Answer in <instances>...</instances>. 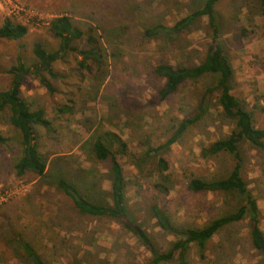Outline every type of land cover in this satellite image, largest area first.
<instances>
[{
	"label": "rangeland",
	"instance_id": "obj_1",
	"mask_svg": "<svg viewBox=\"0 0 264 264\" xmlns=\"http://www.w3.org/2000/svg\"><path fill=\"white\" fill-rule=\"evenodd\" d=\"M28 11L16 16L0 4V25L6 17L24 23L27 34L19 40L0 39V90L9 86L7 69L21 56L36 61L33 43L51 50L58 40L47 27L52 17L67 15L83 37L74 43L86 47L94 37L102 52L99 69L78 66L73 51L53 63V91L38 79L24 78L20 95L32 109H43L48 127L33 128L46 173L17 177L0 147V264H30L18 239L26 240L48 264H141L151 252L118 221L79 213L56 185L58 177H74L79 191L94 202L110 203L108 161L96 159L91 142L100 134L112 150L125 143L119 156L125 173V202L129 215L139 222L158 250H166L173 237L157 224L151 204L159 201L176 225L198 226L219 212L234 209L235 193H197L188 190L191 178L213 180L227 175L233 157L227 153L203 156L201 147L227 136L233 119L217 105V92L206 101L203 115L178 141L159 148L179 121L198 107L215 76L189 81L162 102L153 95L163 84L154 68L158 63L197 64L205 55L212 31L201 17L179 33L148 37L144 29L156 24L173 25L199 8L204 0H11ZM218 38L229 59L232 93L243 100L257 127L264 128V20L257 0H219L215 9ZM94 69V68H93ZM70 112H61L64 105ZM0 133L13 135L7 110L0 114ZM243 175L259 208L264 231V151L248 142L239 145ZM163 158L167 169L159 167ZM164 181L166 194L154 185ZM190 264H262L253 249L247 221H239L212 238L201 257L189 249ZM165 264H176L170 261Z\"/></svg>",
	"mask_w": 264,
	"mask_h": 264
},
{
	"label": "trees",
	"instance_id": "obj_2",
	"mask_svg": "<svg viewBox=\"0 0 264 264\" xmlns=\"http://www.w3.org/2000/svg\"><path fill=\"white\" fill-rule=\"evenodd\" d=\"M218 1L204 0L199 8H195L173 25L156 23L144 29V34L153 37L179 33L187 29L195 20L207 17V25L212 31L211 41L204 57L197 64L176 66L161 62L154 68L156 75L163 79V84L153 95V99L157 102L164 101L189 81L197 80L205 75L215 76V84L206 88L198 107L179 121L174 133L159 148L168 147L178 141L182 134L203 115L206 101L211 94L217 92V105L225 115L234 120L235 127L227 136L202 146L201 154L203 156L230 154L233 157V165L229 173L223 177L213 180L191 178L186 186L188 190L197 193H235L240 197L237 206L232 210L217 213L201 225L186 226L176 225L162 204L154 200L151 211L158 226L174 238L166 250H158L144 227L129 215L126 207L125 173L119 161V156L125 153L124 142H119L116 150H112L100 134L91 142V151L96 159L108 161L109 164L110 203L91 201L79 191L74 177L70 181L62 176L56 179L57 187L69 197L79 213L116 220L130 231L151 252L149 261L141 264H165L170 261H175L176 264H190L188 254L191 246L195 245L202 257L213 237L226 227L243 220L247 221L252 247L259 253L264 264V231L260 227L259 208L256 198L247 188L243 175L242 156L239 151V145L243 142H248L253 147L264 151V128L255 125L250 109L246 107L243 100L232 93L233 69L220 44L218 27L215 23V9ZM257 4L264 20V0H257ZM47 27L58 40V46L49 50L43 43L34 42L32 53L36 61L29 64L23 57L18 56L16 62L7 69L11 75L9 86L0 90V114L7 110L8 122L14 132L13 135L0 133V147H3L7 153L6 164L20 178L28 173L38 177L44 176L47 172L46 162L35 142L33 128L35 125L48 127L51 124L43 109H32L21 97L20 90L24 78L29 75L36 76L49 91H53L52 84L44 73L50 78H55L57 75L53 69V63L69 51L76 52L80 56L78 66L88 72L99 69L102 64V52L92 35L85 38L86 47L79 48L74 45L83 37V33L80 28L74 26L67 15L53 17L49 20ZM27 30L24 23L6 17L0 25V39L19 40L27 34ZM60 111L70 112L71 106L66 104ZM158 164L161 171L167 169V163L163 158L158 160ZM163 183L164 181H159L154 187L159 193L166 194L169 187ZM18 243L22 255L30 264H48L30 242L18 239Z\"/></svg>",
	"mask_w": 264,
	"mask_h": 264
},
{
	"label": "built area",
	"instance_id": "obj_3",
	"mask_svg": "<svg viewBox=\"0 0 264 264\" xmlns=\"http://www.w3.org/2000/svg\"><path fill=\"white\" fill-rule=\"evenodd\" d=\"M2 3L6 5L8 12L12 15L27 16L29 14V11L18 2L11 1V0H0V4Z\"/></svg>",
	"mask_w": 264,
	"mask_h": 264
}]
</instances>
